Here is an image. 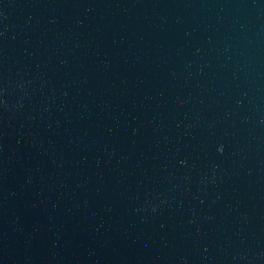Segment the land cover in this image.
I'll return each mask as SVG.
<instances>
[{
	"label": "water",
	"instance_id": "1",
	"mask_svg": "<svg viewBox=\"0 0 264 264\" xmlns=\"http://www.w3.org/2000/svg\"><path fill=\"white\" fill-rule=\"evenodd\" d=\"M0 264H264V0H0Z\"/></svg>",
	"mask_w": 264,
	"mask_h": 264
}]
</instances>
